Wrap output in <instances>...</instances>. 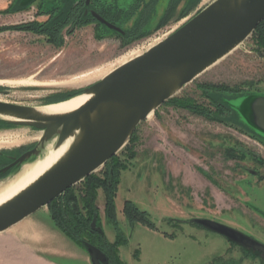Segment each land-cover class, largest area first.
I'll use <instances>...</instances> for the list:
<instances>
[{
	"label": "rangeland",
	"instance_id": "rangeland-1",
	"mask_svg": "<svg viewBox=\"0 0 264 264\" xmlns=\"http://www.w3.org/2000/svg\"><path fill=\"white\" fill-rule=\"evenodd\" d=\"M212 1L202 0L185 14L182 3L177 20L125 46L116 38H94L89 28L55 42L46 32L47 17L35 5L19 10L15 0H0V81L32 77L41 84L0 86L11 91L0 99L30 107L61 102L60 97L99 81L96 76L122 59L166 38ZM252 94L264 96V46L256 33L138 126L132 143L114 160L123 168L115 198L117 225L105 215V190H97L105 235L114 242L118 226L127 240L120 249L125 264H264L192 223L213 220L264 243V141L243 128L233 106ZM39 137L25 127L1 130L0 152L34 146ZM110 168L94 175L106 178ZM85 188L84 181L74 187L78 203L70 206L88 214L82 201ZM128 201L147 212L156 229L129 221L123 213ZM18 236L29 242H24L27 253L37 264H91L87 250L58 229L49 206L0 233L1 264L18 262L8 250Z\"/></svg>",
	"mask_w": 264,
	"mask_h": 264
},
{
	"label": "water",
	"instance_id": "water-1",
	"mask_svg": "<svg viewBox=\"0 0 264 264\" xmlns=\"http://www.w3.org/2000/svg\"><path fill=\"white\" fill-rule=\"evenodd\" d=\"M263 21L264 0H214L142 55L75 91L67 100L90 96L76 111L49 115L37 107L0 100V131L25 127L40 133L32 149L12 157L13 163L0 170V175L12 170L6 182L44 158L49 146L58 150L68 143L66 153L53 167L0 206V233L48 207L104 168L127 147L142 122L243 45ZM6 94L11 92L0 91V95ZM233 106L243 128L264 141V96H241ZM96 222L97 216L93 227ZM192 223L260 253L264 259V244L241 231L209 219H194ZM84 247L91 264L108 263L98 247L88 242Z\"/></svg>",
	"mask_w": 264,
	"mask_h": 264
},
{
	"label": "flooded vegetation",
	"instance_id": "flooded-vegetation-1",
	"mask_svg": "<svg viewBox=\"0 0 264 264\" xmlns=\"http://www.w3.org/2000/svg\"><path fill=\"white\" fill-rule=\"evenodd\" d=\"M201 1L202 0H15V8L17 7L21 10L35 5L37 11L44 12L42 17H47L45 27L48 26V28L46 27V31L51 29L53 30V33L58 34L59 37L62 35L73 36L78 30L89 28L92 31L94 38H116L124 45L128 43L125 46H129L132 43L139 42L152 35L158 34L164 28L169 26L172 21L177 20L180 15L179 8L182 3L185 2L183 8V14H185L184 11L186 9L191 10L195 8V6ZM183 17L185 16L183 15ZM1 90L3 89H0V91ZM206 92L207 91L204 90L205 94ZM8 96L9 95L7 94L0 95V97ZM209 98L211 97L209 96ZM33 147L34 146L26 149L22 148L19 151L12 153L0 152V170L13 163L11 160L12 157H18ZM11 175L12 170L6 175H0V183L6 181ZM71 190H74V187L68 191ZM67 192L58 197L57 200L61 202L64 201L63 197ZM52 204L53 202L49 205L50 208ZM181 223L185 224V222ZM100 224L102 228L101 221ZM194 226L204 229L196 224H194ZM95 228L96 225L95 227L92 226V229ZM116 229L118 235L114 242H116L119 237L127 242L118 226ZM251 238L264 244L253 237ZM107 240L109 241L108 238ZM87 242L90 243L89 241ZM126 242L123 245H125ZM228 242L248 251L230 241ZM122 246L119 248V254ZM248 252L252 253L253 256H258L260 259L264 260L260 253H254L252 251ZM107 264H109V262Z\"/></svg>",
	"mask_w": 264,
	"mask_h": 264
},
{
	"label": "trees",
	"instance_id": "trees-1",
	"mask_svg": "<svg viewBox=\"0 0 264 264\" xmlns=\"http://www.w3.org/2000/svg\"><path fill=\"white\" fill-rule=\"evenodd\" d=\"M46 32L54 39L53 41L57 42L59 40V35L53 33V30L48 29ZM254 33H256L260 43L264 46V21L259 25ZM212 88L215 89V87ZM75 94L76 93L73 92L64 95L60 97V100H67ZM211 99L214 98L211 97ZM173 100L174 99L170 100V102ZM214 102L221 108L223 107L226 111L230 110L228 107L217 103L215 99ZM207 116L209 118L213 117L212 115ZM212 119L218 121L217 117H213ZM132 140L133 138L127 147L132 143ZM116 158L117 156L107 163V165H110L111 168L108 171L106 178L102 179L96 175H92L84 180L86 195L85 197H82V201L85 205V209L88 211V214H83V212L72 209L70 204L78 203V196L74 195L73 190H71L63 197L64 201L61 202L56 199L53 202L51 206V216L58 229L77 245L85 249L84 243L89 241L101 249V251L107 256L109 264H125L120 257L119 248L126 241L122 240L121 237H119L114 243L107 240L106 235L100 226V219L98 215L99 210L97 207V190L99 188H103L106 193L105 215L108 220L117 225L115 198L117 196V189L120 183L119 180L123 168H120L119 164L114 161ZM124 213L132 223L137 221L155 229V225L151 221L149 214L145 211H141L135 203L129 201L126 202L124 206ZM95 216H97L96 228L92 229V223Z\"/></svg>",
	"mask_w": 264,
	"mask_h": 264
},
{
	"label": "bare ground",
	"instance_id": "bare-ground-1",
	"mask_svg": "<svg viewBox=\"0 0 264 264\" xmlns=\"http://www.w3.org/2000/svg\"><path fill=\"white\" fill-rule=\"evenodd\" d=\"M161 40L162 39H158L157 41L151 43L149 46L145 47L144 49L132 53L128 58L125 57L126 59L124 60L122 59V61L118 64V66L124 65L125 63H128L132 59H135L136 57L142 55L145 51L156 45ZM115 68L106 70L105 72L96 76V78L102 79L103 77L108 75L111 71H113ZM0 86H22L25 88L26 87L29 88V87L41 86V84L36 82L31 77L28 79H21V80L18 79V80L0 81ZM89 99L90 96L82 95L64 101L59 104L37 107V110L40 111L41 113L49 114V115L67 114L76 111L77 109L82 107ZM152 115H150L149 118H151ZM5 119L10 120V118H5ZM67 149H68V143H66L63 147H61L58 150H55L52 148V146H49L44 158L39 159L33 164L27 165L17 176H15L13 179L3 184L0 187V206L6 203L7 201H9L10 199H12L13 197H15L16 195H18L20 192H22L24 189H26L32 183H34L37 179H39V177H41L44 173H46L51 167H53V165H55L61 159V157H63Z\"/></svg>",
	"mask_w": 264,
	"mask_h": 264
},
{
	"label": "crops",
	"instance_id": "crops-1",
	"mask_svg": "<svg viewBox=\"0 0 264 264\" xmlns=\"http://www.w3.org/2000/svg\"><path fill=\"white\" fill-rule=\"evenodd\" d=\"M12 241L14 242H12V244L9 245L8 250L12 253V255H14L17 258L16 261L18 260V262L10 261L9 263L7 262V264H37L36 257L34 255H30L29 253H27V249H26L27 247H25L26 246L25 243H29V242H26L25 239H21L20 236H18L16 239H13ZM109 241L111 242L110 239ZM22 245H24V247H21ZM2 260L4 261V258ZM43 262H47V261L45 260Z\"/></svg>",
	"mask_w": 264,
	"mask_h": 264
}]
</instances>
